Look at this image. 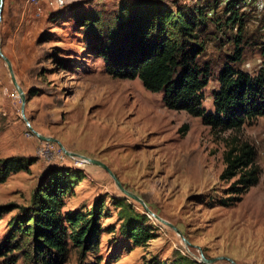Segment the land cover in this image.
Segmentation results:
<instances>
[{
	"label": "rangeland",
	"instance_id": "rangeland-1",
	"mask_svg": "<svg viewBox=\"0 0 264 264\" xmlns=\"http://www.w3.org/2000/svg\"><path fill=\"white\" fill-rule=\"evenodd\" d=\"M136 1L35 5L30 0H3L0 158L33 164L0 185V206L18 207L1 217L0 245L8 240L14 219L31 206L45 174L61 169L71 171L75 182L64 196L62 213H84L96 203L102 205L97 246L84 264H264V117L246 122L238 131L214 132L200 118L166 109L162 94L145 90L138 79L108 76L74 20L79 13H92L107 22L121 5ZM157 1L173 9L221 1L206 14L225 18L227 0ZM238 14L246 23L245 44L241 61L232 67L255 79L264 74V0H245ZM232 33L236 31L222 33L210 26L203 34L205 52L199 62L211 68L202 103L208 112H213L219 69L230 63L234 52L228 41ZM16 86L24 93V104L20 96L9 97ZM184 126L188 129L182 133ZM235 142L254 148L259 182L240 202L224 207L230 183L219 179L222 155ZM64 151L99 162L109 173ZM115 180L170 226L148 215ZM135 215L145 217L154 235L140 247L122 235ZM19 246L12 256L16 264H27L31 238L22 237ZM79 252L69 245L65 264H79Z\"/></svg>",
	"mask_w": 264,
	"mask_h": 264
},
{
	"label": "trees",
	"instance_id": "trees-1",
	"mask_svg": "<svg viewBox=\"0 0 264 264\" xmlns=\"http://www.w3.org/2000/svg\"><path fill=\"white\" fill-rule=\"evenodd\" d=\"M244 1L227 0L225 18L220 20L207 17L206 12L217 9L221 1L214 6L173 9L157 0L121 5L107 22L92 13H79L74 20L87 34L90 50L102 61L108 76L138 79L145 90L162 94L166 109L200 118L211 131H238L246 122L264 117V74L253 79L232 67L241 61L245 44L246 23L238 14V6ZM210 26L222 33L236 31L228 40L234 46L230 63H224L217 75L213 112L202 107L211 68L199 62L205 52L203 34L207 35ZM187 129L184 126L180 132ZM222 161L224 169L219 179L230 185L221 205L228 207L240 202L258 184L260 169L256 152L247 143L235 142L222 155ZM32 164L13 157L0 158V185L12 175L28 172ZM71 174L61 169L45 174L31 206L14 219L8 240L0 245L1 264H16L12 252L19 249L24 236L31 238L27 264H65L69 245L80 250L79 264H84L85 256L97 246L102 205L96 203L84 213H62L64 196L75 185ZM17 208L11 204L0 206V220ZM133 220L126 223L122 235L133 247L144 246L153 239L152 230L144 216L135 215Z\"/></svg>",
	"mask_w": 264,
	"mask_h": 264
},
{
	"label": "water",
	"instance_id": "water-1",
	"mask_svg": "<svg viewBox=\"0 0 264 264\" xmlns=\"http://www.w3.org/2000/svg\"><path fill=\"white\" fill-rule=\"evenodd\" d=\"M2 3H3V0H0V7H1V5H2ZM4 60L6 61V63H7V66H8V68H9V70L11 69V67H10V64H9V62L4 58ZM16 89H17V91H18V95L20 96V98H21V100H22V103L24 104V93L22 92V90L18 87V86H16ZM22 113H23V109H22ZM34 134L37 136V137H39L41 140H43V141H47V142H49V141H51V139H46V138H43V137H40L37 133H35L34 132ZM65 152V151H64ZM67 155H69V156H71V157H77V158H79L80 160H82L83 162H87V163H90V164H93V165H96V166H99V167H101V168H103L105 171H107L108 173H109V171H108V169L104 166V165H102L101 163H99V162H96V161H93V160H91V159H87V158H85V157H82V156H78V155H74V154H70V153H67V152H65ZM111 175V174H110ZM115 183H116V185H117V187L127 196V197H129V198H131V199H133L134 201H136V202H138L141 206H142V208L144 209V211L148 214V215H151L152 217H154V219H156L157 221H159V222H161V223H164V224H166V225H169L168 223H166V222H164L163 220H161L160 218H158L156 215H154L153 213H151L147 208H146V206H145V204L143 203V201L142 200H140L138 197H136L135 195H133V194H131V193H129V192H127V191H125L122 187H121V185L115 180ZM170 226V225H169Z\"/></svg>",
	"mask_w": 264,
	"mask_h": 264
},
{
	"label": "built area",
	"instance_id": "built-area-1",
	"mask_svg": "<svg viewBox=\"0 0 264 264\" xmlns=\"http://www.w3.org/2000/svg\"><path fill=\"white\" fill-rule=\"evenodd\" d=\"M33 4L35 5H38L41 3V1H48V3L50 5H53V4H62L63 3V0H30ZM9 97L10 98H18L19 95H18V91L16 89V87H14V89L11 91V93H9Z\"/></svg>",
	"mask_w": 264,
	"mask_h": 264
}]
</instances>
